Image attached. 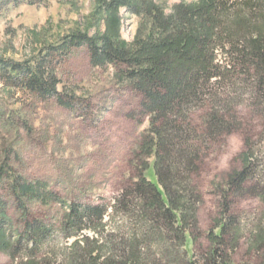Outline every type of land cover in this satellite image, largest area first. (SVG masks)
<instances>
[{
    "label": "rangeland",
    "instance_id": "obj_1",
    "mask_svg": "<svg viewBox=\"0 0 264 264\" xmlns=\"http://www.w3.org/2000/svg\"><path fill=\"white\" fill-rule=\"evenodd\" d=\"M112 1L16 0V4L0 5V59L27 63L72 36L107 34L125 45L146 38L151 22L124 7L108 10ZM153 2L166 15L181 5L201 4V0ZM56 75L58 91L75 95L74 111L0 83V200L6 204L10 222L5 231L14 242L29 224L42 227L44 237L32 256L42 264H77L85 252L71 245L79 238L60 230L69 205L108 207L105 222L119 227L125 240L135 230L133 220L124 219L110 206L138 176L134 154L148 121L140 111L141 96L120 81L113 68L92 67L86 47L74 49L63 59ZM234 76L225 91L234 97L231 116L236 129L207 150L197 179L203 198L198 206L200 234L192 240L188 233L185 244V257L194 264L215 262L209 255L213 248L223 251L232 264L264 262V100L253 94L243 74ZM248 152L255 164L246 193L228 192L230 213L221 220L224 234L212 247L208 236L219 234L222 193L229 189V178L244 169L243 155ZM16 182L42 183L56 198L48 204L18 198ZM83 234L92 236L87 231ZM151 252L155 257L156 251ZM29 256L24 249L15 260L0 253V264H24Z\"/></svg>",
    "mask_w": 264,
    "mask_h": 264
},
{
    "label": "trees",
    "instance_id": "obj_2",
    "mask_svg": "<svg viewBox=\"0 0 264 264\" xmlns=\"http://www.w3.org/2000/svg\"><path fill=\"white\" fill-rule=\"evenodd\" d=\"M11 3L16 0H0V5ZM118 7L151 22L146 38L125 45L107 34L72 36L27 63L0 59V83L74 111L75 95L58 91L57 65L74 49L86 47L92 67L113 68L141 96L140 111L148 121L134 154L138 176L110 206L133 220L135 230L128 240L121 238L120 228L105 222L109 208L90 205H69L60 230L79 238L71 245L85 252L77 264H194L185 257V244L188 233L192 240L200 234L198 206L203 198L197 179L207 150L236 129L234 97L225 90L234 74L241 73L253 94L264 100V0H201L200 5L178 6L169 15L153 0H113L108 10ZM243 157L244 169L229 178V189L222 193L219 234L208 236L212 247L224 234L228 192L246 193L255 157L251 152ZM14 193L41 204L56 198L39 182H16ZM8 223L6 204L0 200V253L15 260L24 249L31 255L24 264H42L32 253L44 228L29 224L14 242L5 231ZM85 231L92 236H84ZM217 249L210 252L215 262L209 264H232Z\"/></svg>",
    "mask_w": 264,
    "mask_h": 264
}]
</instances>
